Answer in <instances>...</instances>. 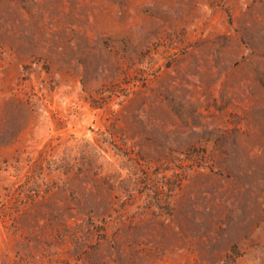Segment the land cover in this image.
I'll return each instance as SVG.
<instances>
[{
  "label": "rangeland",
  "instance_id": "1",
  "mask_svg": "<svg viewBox=\"0 0 264 264\" xmlns=\"http://www.w3.org/2000/svg\"><path fill=\"white\" fill-rule=\"evenodd\" d=\"M0 264H264V0H0Z\"/></svg>",
  "mask_w": 264,
  "mask_h": 264
}]
</instances>
